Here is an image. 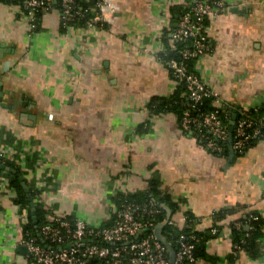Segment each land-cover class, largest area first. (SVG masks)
Instances as JSON below:
<instances>
[{"label": "crops", "instance_id": "obj_1", "mask_svg": "<svg viewBox=\"0 0 264 264\" xmlns=\"http://www.w3.org/2000/svg\"><path fill=\"white\" fill-rule=\"evenodd\" d=\"M110 1L118 9L109 26L64 27L54 9L31 34L20 13L0 4L6 162L20 168L46 218H81L96 227L115 218L118 189L133 194L156 180L180 205V227L187 210L193 231L219 226L200 264H264V227L254 259L234 250L231 227L252 212L264 216V141L229 159L183 132L175 112L147 108L153 96L178 88L160 59L159 34L172 5L194 0ZM224 1L226 11L206 18L210 50L198 70L237 114L264 101V0ZM7 172L0 170V264H33L21 243L28 208L15 202Z\"/></svg>", "mask_w": 264, "mask_h": 264}, {"label": "built area", "instance_id": "obj_2", "mask_svg": "<svg viewBox=\"0 0 264 264\" xmlns=\"http://www.w3.org/2000/svg\"><path fill=\"white\" fill-rule=\"evenodd\" d=\"M5 4L22 15L30 34L37 30L43 15L54 9L59 10L64 27L73 24L82 29L111 25L118 9L110 0H11ZM226 8L224 0L191 2L182 12L171 35L172 40L184 43L192 38L191 46L180 49L179 58L164 59L165 47L161 50L166 51L165 54L162 57L159 54L172 77L184 83L186 88L188 104L181 114L180 128L183 132L194 134L205 148L217 154L223 153L228 145L232 109L224 103L221 91L201 75L198 62L210 50L203 37L204 20L226 11ZM190 60H196L193 67L189 65ZM206 99L211 100L212 109L203 107ZM262 104L264 101L238 110L232 144L235 151H244L254 141H264ZM225 107L231 110V116ZM6 159V153L0 151V163H6ZM127 194L122 189L115 192L122 201L120 204L116 200L113 202L116 215L109 224L96 227L81 218L60 215L47 218L40 226L39 236L43 242L28 231L24 232L21 243L27 247L33 264H170L169 251L155 234V228L161 222L157 219L161 207L154 199L143 203L128 200ZM261 217H264L262 213H257L252 214L250 219ZM167 224H174L171 217ZM235 225L241 227L242 223ZM219 231L217 227L212 229L213 234ZM198 241L193 233L175 235L170 241L176 249L174 264H200L201 260L195 253Z\"/></svg>", "mask_w": 264, "mask_h": 264}, {"label": "trees", "instance_id": "obj_3", "mask_svg": "<svg viewBox=\"0 0 264 264\" xmlns=\"http://www.w3.org/2000/svg\"><path fill=\"white\" fill-rule=\"evenodd\" d=\"M11 0H0V4L9 3ZM84 1H91V0H81ZM189 7V3H182V4H174L170 7V23L167 27L163 29L162 33V40L164 42V46L166 49V55L164 51L160 53V56L164 57V59L168 58H179V50L184 48L185 46H191L192 38H189L186 43L172 40V33L176 30L177 22L180 19V16L182 12H184ZM207 21L204 20L205 27L207 26ZM174 43V44H172ZM173 45V46H172ZM196 60H190L189 65L193 67L195 65ZM172 76V74H171ZM186 88L184 86V83L180 82L178 85L177 90L170 96H153L150 98V100L147 103V108L151 114H158L160 112H166V111H173L177 114L178 122L180 121L181 114L186 107L187 98L185 96ZM204 108L206 109H212L213 106L211 104L210 99H206L204 103L202 104ZM228 112V115L231 116V110L229 108H226ZM260 111H264V104L261 105ZM233 115V114H232ZM227 118L225 121L227 122ZM257 143V141L252 142ZM249 145V146H250ZM220 155L228 156L229 155V149L228 145L225 146V149L223 153ZM7 165L11 166L12 168H15L17 170L16 173L7 172L10 176V184L17 190V196L15 198V202L17 204H20L23 207L28 208V217L29 220L26 223L24 227V232L28 231L31 235H34L38 238L39 242H43L39 236V228L40 226L47 221L45 210L39 205L35 204L34 208L36 211V220H37V228L34 224V219L32 215V207L30 205V198L28 194L25 192L24 187L22 186V183L19 179L20 176V168L15 166L13 162H6ZM30 194L32 195V198L36 196V191L30 190ZM119 196H122L121 193H118ZM126 198L128 200L135 201L137 203H143L147 200L154 199L159 206L161 207V212L157 216L158 221H163L166 219L167 212L163 208L162 203L166 204L168 208L171 211V219H173L174 224H166L163 228V233L166 236V238L169 241H173V237L180 232H188L195 234L199 241L196 244L195 253L200 260L207 258V243L210 239L216 237L219 233L213 234L212 229L204 230V231H193L192 227L190 226L195 218L193 217V214L187 210L184 215H186V223L180 227L178 221L174 219V215L180 210V205L173 200L172 196L162 192L158 186L156 180H151L148 184V187L143 190L136 191L133 194L126 195ZM116 200V203L120 204L122 201V198L120 199L118 196H114V201ZM258 212H252L250 213L247 218L243 221H240L242 223L241 227H236L234 223L231 224L232 227V240L234 245L235 251H244L246 254H248L251 258H258V256L261 254L260 248L258 247V240L262 236V228L264 227V217L259 218L258 220H251L250 217L252 214H257ZM116 215V214H115ZM221 217V215L219 216ZM214 227L219 228L218 225H215ZM220 230V228H219ZM220 232V231H219Z\"/></svg>", "mask_w": 264, "mask_h": 264}, {"label": "water", "instance_id": "obj_4", "mask_svg": "<svg viewBox=\"0 0 264 264\" xmlns=\"http://www.w3.org/2000/svg\"><path fill=\"white\" fill-rule=\"evenodd\" d=\"M6 65V64H5ZM2 88V84L0 82V90ZM3 95V92L0 91V102H1V97ZM236 114L232 115V119L229 121L228 124V131H229V137H228V149H229V159H232L235 155V150L233 149V135H234V128H235V124H236ZM0 170H7L10 171L12 173H16L17 170L15 168H12L9 165H5V164H1L0 163ZM19 179L22 183V186L24 187L25 192L28 194L30 200L32 199V195L30 194V188L28 187L25 179L23 176H19ZM30 205L32 207V215H33V219H34V223L37 225V221H36V211L34 208V202L31 200ZM163 208L166 210L167 212V216L166 219L160 223H158L157 227L155 228V234L157 236V238L167 247L168 251H169V261L170 264H174L175 262V257H176V249L174 248V246L172 245V243L166 238V236L163 233V228L165 227V225L168 223V220L170 219L171 216V211L170 209L164 204L162 203ZM47 245V244H46ZM48 246V245H47ZM70 246V245H67ZM27 248V247H26Z\"/></svg>", "mask_w": 264, "mask_h": 264}, {"label": "rangeland", "instance_id": "obj_5", "mask_svg": "<svg viewBox=\"0 0 264 264\" xmlns=\"http://www.w3.org/2000/svg\"><path fill=\"white\" fill-rule=\"evenodd\" d=\"M174 80V79H173Z\"/></svg>", "mask_w": 264, "mask_h": 264}]
</instances>
